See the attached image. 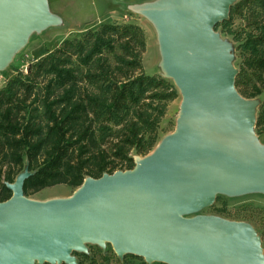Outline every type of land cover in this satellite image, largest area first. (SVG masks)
I'll return each mask as SVG.
<instances>
[{
	"label": "water",
	"instance_id": "water-1",
	"mask_svg": "<svg viewBox=\"0 0 264 264\" xmlns=\"http://www.w3.org/2000/svg\"><path fill=\"white\" fill-rule=\"evenodd\" d=\"M234 0L147 5L161 53L182 93L176 130L134 168L88 177L69 197L28 198V166L0 202V264H77L86 244L166 264H264L252 225L184 217L220 193L264 191V144L255 134L258 99L236 88L237 69L215 26ZM44 0H0V66L28 33L54 23Z\"/></svg>",
	"mask_w": 264,
	"mask_h": 264
},
{
	"label": "trees",
	"instance_id": "trees-1",
	"mask_svg": "<svg viewBox=\"0 0 264 264\" xmlns=\"http://www.w3.org/2000/svg\"><path fill=\"white\" fill-rule=\"evenodd\" d=\"M243 8L253 10V31L240 45L245 56L235 85L242 96L259 100L255 130L261 134L264 0H239L215 30L227 28ZM144 48L139 25L106 22L64 40L0 89V202L12 196L7 183L15 182L26 161L33 173L24 182L29 196L58 184L78 188L86 177L132 169V151L146 155L154 148L178 89L166 78L144 72ZM89 264L101 263L92 258Z\"/></svg>",
	"mask_w": 264,
	"mask_h": 264
},
{
	"label": "rangeland",
	"instance_id": "rangeland-1",
	"mask_svg": "<svg viewBox=\"0 0 264 264\" xmlns=\"http://www.w3.org/2000/svg\"><path fill=\"white\" fill-rule=\"evenodd\" d=\"M44 1L50 13L57 20L54 23L43 25L30 31L25 41L11 52L8 60L0 66V89L14 76L20 73L26 74L32 62H35L49 51L60 46L66 39L81 37L89 29L96 30L106 22L137 24L145 33V48L142 52L144 72L148 75H160L171 83H174L178 89V96L168 102L166 113L159 126L158 141L148 154L152 153L163 140L176 130L182 105V93L175 80L172 77L164 75L162 72L161 63L163 62V57L161 45L159 48L158 27L148 17L145 9L147 5L171 0ZM238 1L234 0L233 5ZM119 7L121 11L118 10ZM253 21V10L251 8H243L233 15L227 28L222 29V27H219L215 30L230 52L233 65L237 71H239V67L245 56L242 53L240 45L245 40L247 33L253 31ZM118 53H120L119 50ZM116 129L118 127H114V130ZM255 134L260 142L264 144V133L258 134L255 130ZM131 155L134 158V163L146 156L138 154L136 151H132ZM26 167L27 161L24 170ZM76 190L77 188L75 187L58 184L44 188L27 197L37 201L63 199L71 196ZM217 197L220 199L213 205L190 214H185L184 217L216 216L230 221L249 223L260 237L264 253V191L252 190L239 194L220 193ZM76 253L78 254L74 253L73 255L76 257L77 264H79L80 259H83L85 264H89L92 258H95L101 264H106L107 259H109V264L155 263L148 262L144 257L135 254L120 255L110 242H105L104 245L88 243L86 244V251ZM84 254L87 256L84 257ZM35 264L39 263L36 262Z\"/></svg>",
	"mask_w": 264,
	"mask_h": 264
},
{
	"label": "bare ground",
	"instance_id": "bare-ground-1",
	"mask_svg": "<svg viewBox=\"0 0 264 264\" xmlns=\"http://www.w3.org/2000/svg\"><path fill=\"white\" fill-rule=\"evenodd\" d=\"M159 42H160V40H159ZM159 48H160V43H159ZM161 69H162V72L164 73V75L170 76L171 70H170L169 64L167 63L166 60H164V58H163V62L161 63Z\"/></svg>",
	"mask_w": 264,
	"mask_h": 264
},
{
	"label": "crops",
	"instance_id": "crops-1",
	"mask_svg": "<svg viewBox=\"0 0 264 264\" xmlns=\"http://www.w3.org/2000/svg\"><path fill=\"white\" fill-rule=\"evenodd\" d=\"M119 11H121V8L119 7V9H118Z\"/></svg>",
	"mask_w": 264,
	"mask_h": 264
}]
</instances>
